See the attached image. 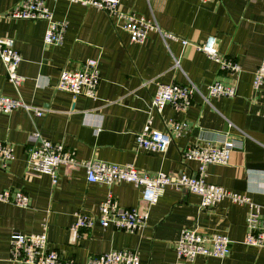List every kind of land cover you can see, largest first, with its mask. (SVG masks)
<instances>
[{"label":"crops","instance_id":"crops-1","mask_svg":"<svg viewBox=\"0 0 264 264\" xmlns=\"http://www.w3.org/2000/svg\"><path fill=\"white\" fill-rule=\"evenodd\" d=\"M17 2L0 0V39L14 40L22 56L18 72L25 81L18 89L9 83L0 60V93L45 114L38 117L23 108L0 113V141L13 148V159L5 168L0 164V193L20 190L30 198L28 207L0 201V264H19L11 260L13 232L44 230L49 250L57 251L62 261L79 264L120 250L138 251L140 264H264V247L244 244L248 205L223 200L204 210L199 195L167 187L158 204L149 209L147 225L135 233L104 229L99 220L92 230L76 232L72 227L77 213L97 216L99 205L109 195L124 208H144L141 189L128 182L89 183L83 168L59 167L57 185L48 175L27 171L28 150L37 129L51 142L74 151L80 161L134 165L141 173L167 175H196L198 163L186 160L184 152L228 134L240 145L227 165L208 167L207 181L264 207V86L261 91L253 87L264 55V0L204 4L200 0H121L125 11L154 18L163 32L174 37L163 39L151 32L142 44L132 43L130 35L117 29L104 11L73 0H46L55 20L67 23L59 46L45 45L46 22L2 17ZM209 36H216L220 52L242 67L235 97L204 98L213 83H231L230 76L197 47ZM89 59L100 60L101 81L95 98H74L57 89L63 69L80 70ZM165 84L197 88L187 111L171 106L161 113L152 111L151 101ZM149 120L162 132L170 121H187L190 130L174 137L164 154H153L137 143V134ZM185 229L228 236L230 255L180 260L175 242Z\"/></svg>","mask_w":264,"mask_h":264},{"label":"built area","instance_id":"built-area-1","mask_svg":"<svg viewBox=\"0 0 264 264\" xmlns=\"http://www.w3.org/2000/svg\"><path fill=\"white\" fill-rule=\"evenodd\" d=\"M55 2L59 0H54ZM90 5L106 12L114 21L117 29L130 35L132 43H145L151 32H158L163 37L174 38L163 32L154 18L146 19L133 11H125L121 0H73ZM213 0H200L209 3ZM11 20L44 21L48 24L44 43L47 46H59L63 43L67 32V23L56 21L53 10L46 0H18L11 11L2 15ZM186 45L188 42L183 41ZM198 49L215 62L220 71L229 75L230 84L217 81L208 87V95L215 98H232L238 92V77L242 71L240 64L219 50L216 36H209L199 44ZM0 60L6 68L7 80L17 89L22 86L25 78L18 70L22 62L21 54L15 48L12 39H0ZM99 59H89L80 70L63 69L59 75L57 89L71 93L74 98H95L100 85ZM180 67V61H176ZM264 86V55L260 66L255 72L253 87L261 91ZM197 88L193 84L160 85L151 101L152 111L161 113L166 106L180 111H187L192 104ZM19 108L29 113L35 112L38 117L44 116V111L27 105L21 99H12L0 93V113L10 114ZM232 126V125H231ZM187 121H170L167 131L162 132L152 127L149 120L143 131L137 134V143L143 151L153 154H164L174 137H182L189 133ZM35 141L28 150L27 171L48 175L53 184L59 182L58 169L65 166L70 169L83 168L89 183L110 186L114 183L128 182L141 189L140 208H124L119 201L109 195L99 205L97 216L79 212L72 227L73 231L92 230L96 220L104 229L135 233L145 227L149 220V209L158 204L167 187L184 189L201 197V209H213L223 200H230L237 205H248L247 235L244 244L249 247H264V207L238 193L207 181L210 165H227L231 153L238 148L240 141L224 134L220 140L205 144H196L184 152L186 160L198 163L196 175H167L163 173H141L134 165H117L97 160L80 161L74 151L62 143H53L43 137L40 130L35 131ZM13 159V148L9 143L0 141V164L3 168ZM0 201L28 207L30 198L20 190H6L0 193ZM232 241L228 236L219 233H202L197 229H185L175 242L177 257L182 261L194 262L199 256L206 258L225 259L231 253ZM11 260L19 264H79L74 261H62L59 253L48 248L46 230L39 234H24L13 232L10 237ZM85 264H140V254L134 250L111 251L91 257Z\"/></svg>","mask_w":264,"mask_h":264}]
</instances>
